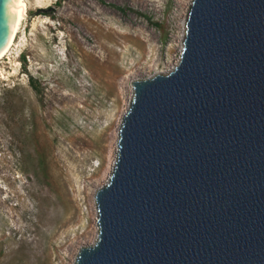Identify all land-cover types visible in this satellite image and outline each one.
I'll return each instance as SVG.
<instances>
[{
    "label": "water",
    "instance_id": "1",
    "mask_svg": "<svg viewBox=\"0 0 264 264\" xmlns=\"http://www.w3.org/2000/svg\"><path fill=\"white\" fill-rule=\"evenodd\" d=\"M184 34L169 72L133 81L76 264H264V0H192Z\"/></svg>",
    "mask_w": 264,
    "mask_h": 264
},
{
    "label": "rangeland",
    "instance_id": "2",
    "mask_svg": "<svg viewBox=\"0 0 264 264\" xmlns=\"http://www.w3.org/2000/svg\"><path fill=\"white\" fill-rule=\"evenodd\" d=\"M25 2L0 59V264H76L133 81L177 64L192 0Z\"/></svg>",
    "mask_w": 264,
    "mask_h": 264
},
{
    "label": "bare ground",
    "instance_id": "3",
    "mask_svg": "<svg viewBox=\"0 0 264 264\" xmlns=\"http://www.w3.org/2000/svg\"><path fill=\"white\" fill-rule=\"evenodd\" d=\"M27 7H26V2L25 0H16L15 5L13 8V12L8 24V36L7 40L2 48H0V59L8 54L9 50L12 49L13 46L16 47V53L15 56L18 57L19 51L18 46H21L23 44V38L24 36L22 35L20 38V42L15 44V39L17 37V34L19 32H22V25L24 20L27 17ZM23 33V32H22ZM13 54V53H12ZM15 58V57H14ZM10 62L14 68L17 69L19 62L17 60H12L10 57Z\"/></svg>",
    "mask_w": 264,
    "mask_h": 264
}]
</instances>
